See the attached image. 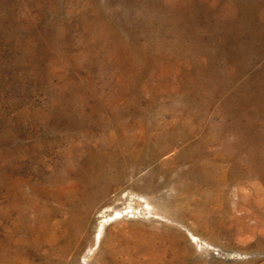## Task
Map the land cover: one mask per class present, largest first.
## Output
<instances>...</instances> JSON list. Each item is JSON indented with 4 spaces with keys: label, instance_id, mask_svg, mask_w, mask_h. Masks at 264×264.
I'll return each instance as SVG.
<instances>
[{
    "label": "rangeland",
    "instance_id": "rangeland-1",
    "mask_svg": "<svg viewBox=\"0 0 264 264\" xmlns=\"http://www.w3.org/2000/svg\"><path fill=\"white\" fill-rule=\"evenodd\" d=\"M0 264H264V0H0Z\"/></svg>",
    "mask_w": 264,
    "mask_h": 264
}]
</instances>
